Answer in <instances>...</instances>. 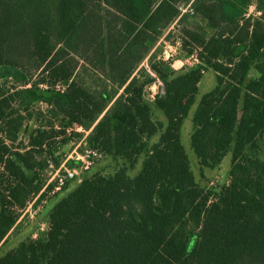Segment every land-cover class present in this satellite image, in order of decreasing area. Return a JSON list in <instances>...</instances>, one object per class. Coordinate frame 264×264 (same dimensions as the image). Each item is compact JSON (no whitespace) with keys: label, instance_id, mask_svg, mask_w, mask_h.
<instances>
[{"label":"trees","instance_id":"trees-1","mask_svg":"<svg viewBox=\"0 0 264 264\" xmlns=\"http://www.w3.org/2000/svg\"><path fill=\"white\" fill-rule=\"evenodd\" d=\"M209 70L216 85L197 102ZM194 106L202 176L231 154L218 190L182 142ZM263 139L264 0H0V250L52 192L65 146L117 164L84 176L0 264H264Z\"/></svg>","mask_w":264,"mask_h":264},{"label":"rangeland","instance_id":"rangeland-1","mask_svg":"<svg viewBox=\"0 0 264 264\" xmlns=\"http://www.w3.org/2000/svg\"><path fill=\"white\" fill-rule=\"evenodd\" d=\"M171 29L174 30V27H171ZM176 40L178 41V36L177 38H175V41ZM179 47L180 44L173 45L172 41L165 43L163 49L164 56L166 58H170L177 55L178 54L177 49ZM178 66L181 65L178 64L175 66V68H178ZM142 67L148 68L147 61L143 63ZM215 85H216V75L212 70H209L200 83L197 102L201 99V97L205 93L211 91L215 87ZM152 93L156 94L154 99L150 97ZM159 94L161 93L158 91V88L154 85H152L150 89H148V97L151 101H154L156 96H158ZM195 107L196 106L193 107L189 117L185 121L182 130V142L189 156L194 174L199 184L207 189L218 190L220 186L228 182L229 179L228 175L231 167V154L227 155L224 158L219 169L206 170L204 176H202L200 167L198 165L197 157L191 147V142H190V135L193 129L191 119ZM156 114L160 119H164V117L159 111H157ZM83 143L84 142L80 143L79 146H77V144H69L62 149L61 153L64 155V158L65 159L70 158L66 164L67 167L69 168L78 167V164L74 159L76 157V153H80L82 151ZM259 154H260V158L264 161V139L262 140V149ZM116 165L117 164L112 160L104 158V160L98 163L94 168L85 172L83 176H87L97 172L109 174L114 172V170L116 169ZM140 169H141V164H139L134 170H131L130 174L132 176H135ZM77 184L78 182L76 181L69 182L68 185L66 186V189H63L61 192L57 194H52L51 192L46 199H44L42 202H40L37 205H36V199L30 202L27 208L22 212V218L18 227H16L15 230L9 235L5 244L2 246L0 250V255L13 251L20 245L21 242L28 240L30 238H37L41 233L46 232L49 227L48 225L49 211L58 202L60 198H62L65 194L71 191Z\"/></svg>","mask_w":264,"mask_h":264},{"label":"built area","instance_id":"built-area-1","mask_svg":"<svg viewBox=\"0 0 264 264\" xmlns=\"http://www.w3.org/2000/svg\"><path fill=\"white\" fill-rule=\"evenodd\" d=\"M181 15L185 13L193 14L191 9V5L181 6L180 7ZM261 12L257 10L255 4H252L249 7L247 16H260ZM197 60L193 58V60H189L186 63L192 64ZM158 88V91L161 94H164V85L163 83L156 78V81L153 84ZM150 89V88H149ZM156 94L152 93L150 97L154 99ZM72 158V157H71ZM70 158L65 159L59 167H55L53 162L49 161V180L47 182V186H53L52 194H57L61 192L65 186L68 185L69 182L76 181L78 183L82 182L84 178V173L94 168L98 163L104 160V155L97 149L89 146L87 143H83V149L80 153H76L75 161L78 164V167L69 168L66 166L68 160Z\"/></svg>","mask_w":264,"mask_h":264},{"label":"crops","instance_id":"crops-1","mask_svg":"<svg viewBox=\"0 0 264 264\" xmlns=\"http://www.w3.org/2000/svg\"><path fill=\"white\" fill-rule=\"evenodd\" d=\"M178 64H180L181 66H178V68H175V69H177V70H179V69L181 70L184 66H186V62H185V61H181V60H179V61H175V63H174V67H175L176 65H178ZM80 143H82V142H80ZM80 143H78L77 146H79Z\"/></svg>","mask_w":264,"mask_h":264}]
</instances>
